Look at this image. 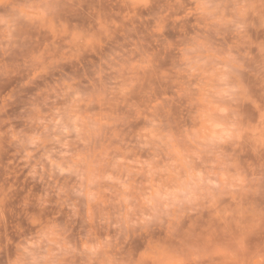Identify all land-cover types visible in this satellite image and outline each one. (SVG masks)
<instances>
[{
  "label": "clouds",
  "instance_id": "clouds-1",
  "mask_svg": "<svg viewBox=\"0 0 264 264\" xmlns=\"http://www.w3.org/2000/svg\"><path fill=\"white\" fill-rule=\"evenodd\" d=\"M0 264H264V0H0Z\"/></svg>",
  "mask_w": 264,
  "mask_h": 264
}]
</instances>
